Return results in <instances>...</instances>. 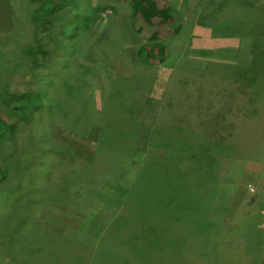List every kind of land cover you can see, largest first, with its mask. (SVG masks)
Wrapping results in <instances>:
<instances>
[{
	"label": "rangeland",
	"instance_id": "1",
	"mask_svg": "<svg viewBox=\"0 0 264 264\" xmlns=\"http://www.w3.org/2000/svg\"><path fill=\"white\" fill-rule=\"evenodd\" d=\"M169 1L184 28L168 41V61L149 66L128 4L67 0L37 28L39 1L0 0V117L13 128L0 145V264L46 256L15 237L20 228L28 243L42 229L57 234L54 264H81L66 250L128 264L99 241L127 222L130 197L191 226L185 256L195 264H259L264 51L231 10L264 0ZM25 46L47 55L29 57ZM131 122L139 130L126 132ZM169 128L186 136L158 134ZM63 236L77 242L65 246Z\"/></svg>",
	"mask_w": 264,
	"mask_h": 264
},
{
	"label": "trees",
	"instance_id": "2",
	"mask_svg": "<svg viewBox=\"0 0 264 264\" xmlns=\"http://www.w3.org/2000/svg\"><path fill=\"white\" fill-rule=\"evenodd\" d=\"M37 1H39L40 7L34 12L32 17L34 22L37 23L35 24L37 28H42L41 25L43 27L48 26L44 21L47 11L55 13L68 5L67 0ZM116 1L120 4L129 5L128 12L130 15L131 28L142 40V44L137 52L139 60L143 64L149 66L164 65L171 55L168 41L180 35L184 28V21L178 9H176L169 0ZM229 5L232 6L233 4L228 3L227 7H229ZM232 7L234 8L231 10L233 14H238V12L242 15L244 14L243 21L249 28L250 40L253 45L257 47L258 51H264V6L257 8L256 5L235 3ZM41 20H43L44 23ZM24 50L29 57H36L40 52L43 55H47V51L43 50L41 47L31 48L25 46ZM20 97L18 103L22 106L25 95ZM132 127L139 130L138 125L131 122L126 124V132H131L128 130ZM182 130L183 129L178 130L169 128L160 130L158 134L174 137L177 132L182 136H186L184 130ZM4 131H6V133H4ZM12 132L13 128L0 117V145L4 142L6 136L11 135ZM138 133L139 131L135 132V134ZM182 139L188 142L187 137ZM216 144V146L222 147L223 142ZM170 149L173 150V147H170ZM167 161H169V159H167ZM202 183L204 182L202 181ZM208 193L210 194L211 192L207 189V191L200 194L203 198ZM133 201L134 199L132 197L126 200L127 222L125 224H120L121 226L118 230L107 229L108 232L104 234L106 238H103L99 243L111 246V248L119 254L121 260L123 259L128 264H195L194 261L192 262L193 259H191L190 256L189 258L185 256L189 255L190 244L194 243L195 240H191L190 243L186 238L187 236L184 235L190 232L188 228L191 226L181 224L177 216L163 215L164 213L157 212L151 208L148 209L140 205V203H135ZM16 229L18 230L19 227ZM20 229L15 232L17 234L15 237L22 239L23 243L28 244L30 250L38 251L39 249L45 248V252L47 251L45 254L46 256L41 257V264H44V260L46 264H54L55 261L60 258L59 255L61 251L59 246L57 242L52 240L54 239L56 241L57 234H55V236L51 231L42 229V233L38 235L40 239L37 238V242L28 243L30 242V236L27 233L18 235L21 234ZM62 238L65 240V246L70 247L72 243L77 242L70 241V238L66 236ZM196 238L199 237L196 236ZM99 243H97V247L100 246ZM64 249L66 250L65 247ZM54 250H56L57 253H54ZM89 250H94L92 244L87 246L84 245V249L81 252L87 253L86 251ZM66 251L70 253L66 257L68 262L69 260H73L81 264H91L90 262L93 260L85 255L82 256L75 253L74 250ZM39 253H41V250H39ZM23 263L27 264L25 260H23ZM259 264H264V254Z\"/></svg>",
	"mask_w": 264,
	"mask_h": 264
}]
</instances>
